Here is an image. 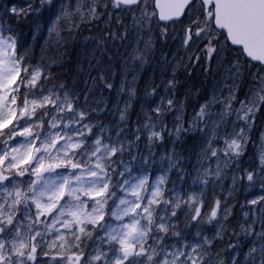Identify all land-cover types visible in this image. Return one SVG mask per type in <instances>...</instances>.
Masks as SVG:
<instances>
[{
  "label": "snow or ice",
  "instance_id": "snow-or-ice-1",
  "mask_svg": "<svg viewBox=\"0 0 264 264\" xmlns=\"http://www.w3.org/2000/svg\"><path fill=\"white\" fill-rule=\"evenodd\" d=\"M45 8L52 12L51 57L42 49L34 58L0 17V264H239L241 237L250 242L246 264H264V194L241 205L243 222L233 228L226 223L227 199L167 186L169 174L191 175L190 157L177 148L198 137L193 184L215 185L231 168L232 191L240 182L264 193V132L260 165L240 167L264 115V0H29L10 12L19 18ZM104 20L119 24L121 41L134 33L136 47L122 57L116 87L111 58L105 64L96 53L103 57L117 33L107 28L85 38L96 46L89 67L97 75L89 74L81 103L70 85L54 83L52 68L85 28L99 30ZM176 25L188 55L162 57L172 72L162 81L165 94L149 84L129 127L138 101L136 65L142 68L154 53L153 35L175 39ZM214 63L223 72L220 86L187 120L176 73ZM96 90L99 97L90 98ZM105 91L127 97L113 105L118 120L111 128L99 120L108 110ZM151 97L158 101L146 107ZM158 146L164 151L157 161ZM156 165L160 175L153 181L149 169ZM205 225L215 231L210 235Z\"/></svg>",
  "mask_w": 264,
  "mask_h": 264
},
{
  "label": "rangeland",
  "instance_id": "rangeland-1",
  "mask_svg": "<svg viewBox=\"0 0 264 264\" xmlns=\"http://www.w3.org/2000/svg\"><path fill=\"white\" fill-rule=\"evenodd\" d=\"M28 3L29 0H0V17H2L6 21L5 13H7V15H11L13 18H17L12 15V13L10 12V8L12 6H16L17 8L27 7ZM51 16L52 12L48 8H45L43 11L32 13L29 16H20L17 20L14 19L15 21L13 23L18 24V27L13 29L19 37L20 43L36 59L40 57L42 49H45L47 51V55L49 57L54 56L56 53L55 44L50 45L48 43L50 37L48 36L47 29ZM130 22V20L125 21L126 24H130ZM13 23H11V25ZM89 27H91V30L85 28V30L80 33L79 39L77 41L68 44L66 53H61L62 59L58 61V64L53 65L52 68V70L54 69L53 74L59 78L58 80L54 81V83H67L68 85H70L80 94L81 103H83V92L86 88L85 81L88 79L89 74H91L92 76L97 75V71L89 67V60H92L91 53H93L96 46L91 40L85 41V38L90 36L98 37L107 28H110L113 33H117V36L114 40H109L106 42V54L103 57H101L99 52L96 53V58L101 59L105 64H107L109 57L111 58V67L117 73V77L114 81L116 87H119L122 79V77L120 76V72L122 69V57L126 55V50L128 53H130L132 49L136 47V36L134 33L130 35L127 40L121 41L119 39V35L123 34V29L119 26V24L116 23L115 20H112L111 23H109L107 20L99 22V30H97L95 27H92L91 25ZM175 28V39H158L154 34L153 39L156 40L154 53L142 68L139 66V64L136 65L135 74L137 75L136 89L138 101L133 103L128 122L129 127H131L133 122L136 120L137 113L140 111V104L145 103L144 91L149 84H153V86L161 85V87L158 88L157 91L160 95L165 94L162 81H166L168 78H170L172 72L171 66L167 67V71L164 70L165 65L162 62V57L167 56L168 59L171 60L173 57L179 58L183 56L186 59L188 55V53H186L185 49L181 46L180 43L181 38L179 35V25H176ZM169 31H173L172 26L169 27ZM92 62L93 64L95 63L94 60ZM176 75L177 79L179 80L176 97L177 100L184 101L185 117L187 120H190L194 113L199 110L200 105L204 104L205 101L210 98L214 87L220 86V79L223 75V72L222 70L218 71V66L214 63L209 70H205V67L203 66L194 65L190 68V74L189 71L180 69L177 71ZM128 79L131 80V75L128 76ZM193 80L197 82L194 91L190 90L191 95H188L187 99H185V95L189 91H186L183 94L182 88ZM196 87H198V89ZM202 92H204L202 95V101H198L197 97ZM99 95V90H97L96 92L93 91L90 93V98L99 97ZM103 95L108 104V110L99 114V120L108 128H111L112 125H114L118 120V114L112 111L113 105L117 102L118 99L124 100L127 97L126 95H124L118 98L115 91H112L111 93L105 91ZM240 98L242 99L243 96L241 95ZM191 100L195 101V110L193 111V113H188V101ZM156 101H158V97L148 98L146 107H150ZM167 119L169 123H171V115H169ZM255 131L259 132L258 137L255 139V142L257 143L253 144L252 146H247V152L245 151L246 156L245 158H241V168H248L250 166L258 167L261 163L260 143L261 132H264V115H258L256 125L252 130V138L255 137ZM16 139L19 140L21 138L17 137ZM196 139L198 140V145L196 147L195 153L191 152V148L190 151H183L181 147L184 144L180 145L179 149L177 148V150L182 152L186 157H190V160H185V167L186 169L190 168L187 172L191 173V175H187L183 178V180H180L176 177L175 174H169L170 183L167 186L171 187L172 184H175L177 189L182 191V194L199 195L201 190H203L204 196L210 201L214 196L216 198H220L221 200L227 199L229 205H231L232 208L231 215L229 216V220L226 223H230L234 228L237 223L236 215L240 212L238 221L243 222L244 217L242 213L243 211L247 210V208L242 209L241 205L245 204L246 200L253 199L257 195L264 193H261L259 189L256 188H253L254 190L248 189L244 186V184L240 182L237 183L235 190L232 191L233 184L231 176L233 175V169L231 168L227 170L228 175L222 179V182H218L215 185L209 184L207 186H204L201 184H193L195 173L192 165H195V163H197L196 153L199 151V145L201 142L198 137ZM166 147H170V144L166 145ZM140 149L143 154L147 155L148 149L145 147V143L140 144ZM163 151L164 149L159 146L155 149L157 161L159 160L160 154H163ZM134 167H139V164L134 163ZM158 167L159 165H156L153 168L149 169V172L155 171V175L151 177L153 181L160 175V172L156 170L158 169ZM251 190H253V194L249 195V191ZM230 191L231 195H229ZM244 192H247L246 197L242 196ZM57 227H59V225H57ZM205 227L210 230V235L215 231V229L211 225H205ZM231 230L232 229L230 228L229 233H231ZM249 243V240L244 239L243 237L240 238V246L237 249L239 264H246L245 254L248 251ZM42 259L47 260L49 259V257H43Z\"/></svg>",
  "mask_w": 264,
  "mask_h": 264
},
{
  "label": "trees",
  "instance_id": "trees-1",
  "mask_svg": "<svg viewBox=\"0 0 264 264\" xmlns=\"http://www.w3.org/2000/svg\"><path fill=\"white\" fill-rule=\"evenodd\" d=\"M5 19H6V21L4 20V22H5V24L7 25V24H11V23H13L15 20H17L18 18H13L11 15H6V17H5ZM15 19V20H14ZM18 24H16V23H13L12 25H11V27L12 28H17L18 26H17ZM196 83L197 82H195L194 80L192 81V82H190V83H188L185 87H183L182 89H183V94L186 92V91H190V90H193L194 91V88H195V86H196ZM197 89H198V87H196ZM182 93V92H181ZM203 93L204 92H202L201 94H199L198 95V97H197V99H198V101H202V95H203ZM195 101H193V100H191V101H188V107H187V112L188 113H193V111L195 110ZM258 133V134H257ZM258 135H259V132L258 131H255V137H253L252 138V142L251 143H249V146H252L253 144H256L257 142H255V139L258 137ZM255 142V143H254ZM184 145L181 147L182 149H183V151H185V150H188V151H190V148H191V152L192 153H195L196 152V147H197V145H198V140L195 138V139H189V140H186V142H184L183 143ZM178 149H179V147H178ZM247 149V148H246ZM246 152H247V150H246ZM246 152H245V154H244V158H245V156H246ZM190 168H187V171L189 170ZM254 190V189H253ZM253 190H251V191H249V195L250 194H253ZM243 197L245 196H247V192H244L243 193V195H242ZM239 197V196H238ZM245 200V199H244ZM239 214H240V212H239ZM239 214H237L236 215V218H237V221L239 220ZM226 241H227V239L225 240V243H226ZM217 246L219 247V246H221L220 245V242L218 241L217 242Z\"/></svg>",
  "mask_w": 264,
  "mask_h": 264
},
{
  "label": "bare ground",
  "instance_id": "bare-ground-1",
  "mask_svg": "<svg viewBox=\"0 0 264 264\" xmlns=\"http://www.w3.org/2000/svg\"><path fill=\"white\" fill-rule=\"evenodd\" d=\"M32 31V30H31ZM54 70V69H53ZM84 77H85V75H84ZM97 91V90H96ZM95 91V92H96ZM177 96V95H176ZM196 164V163H195ZM194 174V173H193ZM177 177V176H176ZM186 179V178H185ZM173 180H174V178H173ZM185 181V180H184ZM173 182V181H172ZM187 183V182H186ZM227 183V182H226ZM179 184V183H178ZM181 185V184H180ZM178 186V185H177ZM219 186V185H218ZM204 193H205V191H204Z\"/></svg>",
  "mask_w": 264,
  "mask_h": 264
},
{
  "label": "water",
  "instance_id": "water-1",
  "mask_svg": "<svg viewBox=\"0 0 264 264\" xmlns=\"http://www.w3.org/2000/svg\"><path fill=\"white\" fill-rule=\"evenodd\" d=\"M156 11L159 13L160 9H156ZM166 11H167V9H166ZM161 23H163V22H161Z\"/></svg>",
  "mask_w": 264,
  "mask_h": 264
}]
</instances>
